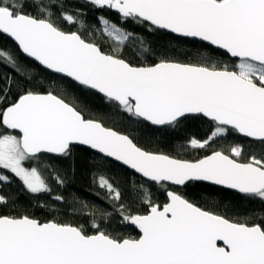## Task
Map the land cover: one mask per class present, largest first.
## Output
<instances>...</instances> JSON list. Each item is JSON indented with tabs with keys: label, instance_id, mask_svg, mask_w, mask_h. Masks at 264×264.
I'll list each match as a JSON object with an SVG mask.
<instances>
[{
	"label": "snow or ice",
	"instance_id": "snow-or-ice-1",
	"mask_svg": "<svg viewBox=\"0 0 264 264\" xmlns=\"http://www.w3.org/2000/svg\"><path fill=\"white\" fill-rule=\"evenodd\" d=\"M87 4L119 20L102 14L89 25L85 5L71 0H0V34L37 65L0 48V64L12 70L0 77V184L14 176L30 195L51 197L35 206L48 210L39 216L14 199L8 207L11 198L0 194V264H264V209L228 216L175 190L203 182L264 203V147L247 154L240 144L212 147L230 131L264 146V0ZM129 22L196 46L183 59L158 53L123 26ZM93 95L154 126L210 120L206 138L186 139L204 154L187 159L140 146L83 99ZM78 149L114 158L163 190L159 203L141 186L147 208L132 212L115 182L96 170L95 182L137 235L116 231L105 209L52 196L49 178L58 187L68 182L69 170L57 161L74 160Z\"/></svg>",
	"mask_w": 264,
	"mask_h": 264
},
{
	"label": "trees",
	"instance_id": "trees-1",
	"mask_svg": "<svg viewBox=\"0 0 264 264\" xmlns=\"http://www.w3.org/2000/svg\"><path fill=\"white\" fill-rule=\"evenodd\" d=\"M73 7H83V12L87 16L89 25L96 23L95 17L106 15L110 19L118 21L119 18L115 12H110L104 9L102 12L96 10L91 5L87 4V0H71ZM129 31L135 32L137 35L146 36L151 47L156 49L158 53L166 52L177 58L183 59L187 49H193L196 43H185L178 41L175 35L159 31L155 34H149L143 28L132 22L125 25ZM74 30V29H73ZM107 40L108 38L105 37ZM132 45H129L131 48ZM0 48L11 50L20 59V62L25 65L37 67L34 62L22 56L18 48L11 42L10 39L0 34ZM129 48L125 49L128 53ZM6 73L12 74L10 67L0 64V77ZM90 107L98 114L102 115L109 126H113L118 130L130 134L135 141L142 147L152 151H164L171 154H177L182 158L193 159L204 153L189 148L186 145V139L195 136L197 138H206L213 127L211 121L206 119L183 121L180 126L175 129L170 127H153L144 121H137L135 118H130L126 114L114 112L108 108L100 96L93 95L83 98ZM234 144L244 146L245 153L252 151L259 152L262 147L258 143H253L251 140L241 137L239 134L230 131L223 137L218 138L212 145L213 148L225 147L228 148ZM95 158V159H94ZM64 169L69 170L68 182L63 187H58L54 180L50 179V184L53 188L52 196L58 193L64 194L71 200L73 197H78L80 200L87 201L90 206L95 205L98 208L107 210L112 214V227L125 235L135 236L138 233L131 228L126 222H122L119 216V204H113L94 180V175L97 169L104 175L111 178L112 181L120 188L123 193L121 201L132 212H143L147 205L142 203L141 186L150 189L154 201L163 203L166 202V197L159 185L145 181L128 169L119 165L108 158L100 160L97 154L91 151L78 149L74 153V160L57 161ZM175 190L187 193L191 198L199 201L201 206L208 207L214 211L224 212L228 216H242L250 214L254 210L264 209V203L258 198L248 199L243 195L229 191L216 186L196 183L189 184L187 187L176 188ZM0 194L10 197L8 207H12V200H15L17 208H29L36 211L39 216L48 214V210L40 211L35 206L38 203H51V197L48 195H30L22 186L21 181L12 177L11 183L0 184ZM58 208L65 207L63 204H57ZM53 215H59L62 219L69 221H79L84 223V219L80 216L63 215V213L53 212Z\"/></svg>",
	"mask_w": 264,
	"mask_h": 264
},
{
	"label": "water",
	"instance_id": "water-1",
	"mask_svg": "<svg viewBox=\"0 0 264 264\" xmlns=\"http://www.w3.org/2000/svg\"><path fill=\"white\" fill-rule=\"evenodd\" d=\"M2 35H4L5 37H7L8 39H10L11 40V42H13L14 43V45L18 48V46H17V44H16V42L11 38V37H8L7 35H5V34H2ZM174 35V34H173ZM18 50H19V48H18ZM19 52H20V50H19ZM21 53V52H20ZM22 54V53H21ZM22 56H24V57H26L24 54H22ZM27 59H29V60H31V58H28V57H26ZM32 61V60H31ZM33 62V61H32ZM207 120V119H206ZM208 121H210V120H208ZM147 124H149V125H151L150 123H148V122H146ZM151 126H153V127H162V126H154V125H151ZM241 137H243V138H246V137H244V136H242L241 134H239ZM246 139H248V140H250L249 138H246ZM108 159H110L111 161H113V162H115V163H117V164H119V165H122L123 167H125L126 169H128L131 173H133V174H135L136 176H138V177H140L141 179H143V180H145V181H147L145 178H143L139 173H137V172H135L134 170H132L130 167H128V166H126V165H123L121 162H119V161H116L114 158H108ZM201 183H203V182H201ZM204 184H207V183H204ZM209 185V184H208ZM212 186H214V185H212ZM216 187H219V188H223V187H220V186H216ZM179 188H181V187H179ZM223 189H226V188H223ZM226 190H229V191H233V192H235V193H238V192H236V191H234V190H230V189H226ZM238 194H240V193H238ZM241 195H243V194H241ZM131 228H133L137 233H138V229L135 227V226H133V225H130V224H128Z\"/></svg>",
	"mask_w": 264,
	"mask_h": 264
}]
</instances>
